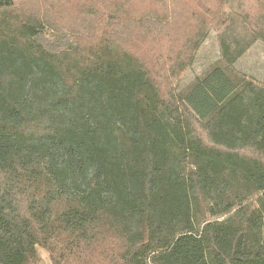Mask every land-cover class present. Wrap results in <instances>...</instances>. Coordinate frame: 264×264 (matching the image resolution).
<instances>
[{"label": "trees", "instance_id": "1", "mask_svg": "<svg viewBox=\"0 0 264 264\" xmlns=\"http://www.w3.org/2000/svg\"><path fill=\"white\" fill-rule=\"evenodd\" d=\"M94 1L65 25L0 0V264H264V85L229 72L264 0L256 29L224 0L223 64L179 95L125 42L128 0Z\"/></svg>", "mask_w": 264, "mask_h": 264}, {"label": "rangeland", "instance_id": "2", "mask_svg": "<svg viewBox=\"0 0 264 264\" xmlns=\"http://www.w3.org/2000/svg\"><path fill=\"white\" fill-rule=\"evenodd\" d=\"M84 1L86 0H16V5H26V9L31 11L41 9L39 13L43 14L45 11L49 17L60 19L65 25L77 16L86 20L89 18V25L91 18L89 15H84L81 8ZM99 1L94 2L97 4ZM153 2L152 0H128L124 3L123 9L130 16L125 25L127 28L125 42L146 61L152 78L159 85L163 95L169 94L170 91H174L177 95L183 93L195 77L202 75L213 65L223 64L220 60L214 16L220 15L223 10L228 11L229 7L240 9L243 19H249L250 29H256L259 28L258 18L263 12L255 0H234L229 7L224 0H166L164 3L166 16H163L160 11L163 8L162 2ZM144 12L147 14L157 12V17L160 19L158 30L152 32L144 23L140 24L137 17ZM202 22L207 27L204 39L196 50L184 52L183 58L187 54L192 55L193 58L181 72L176 71L178 75H173L171 67L174 65L173 60L179 45L202 28ZM250 29L240 28V32L246 34ZM230 69L229 72L232 74L239 73L240 77L264 85V42L255 40ZM36 251V264H51L46 250L36 246Z\"/></svg>", "mask_w": 264, "mask_h": 264}]
</instances>
